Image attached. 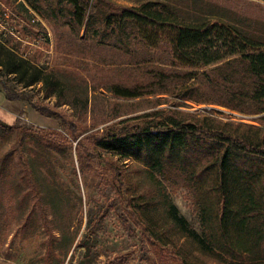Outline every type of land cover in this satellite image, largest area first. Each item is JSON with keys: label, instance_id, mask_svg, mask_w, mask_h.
<instances>
[{"label": "rangeland", "instance_id": "obj_1", "mask_svg": "<svg viewBox=\"0 0 264 264\" xmlns=\"http://www.w3.org/2000/svg\"><path fill=\"white\" fill-rule=\"evenodd\" d=\"M148 1L161 2L187 21L264 31L261 0H82L81 25L58 0H0V42L47 75L45 83L25 89L19 75L0 69V82L20 97L5 100L0 85V120L15 123L24 138L19 147L16 131L0 127V264H180L174 255L180 247L192 252L196 264H227L196 249L201 227L184 187L157 181L140 163L95 146L124 121L133 124L160 110L184 116L206 110L216 120L252 125L257 123L250 119L261 115L184 100L192 90L207 94L201 74L213 75L212 67L189 78L183 73L191 69L171 62L163 35L157 43L136 31L118 39L112 27L101 24L106 14ZM160 71L169 76L164 84ZM115 85L137 87L141 95L117 96ZM6 152L11 154L1 161ZM164 197L168 210L161 206ZM137 202L147 206L141 222L149 221L161 244L144 234L131 213Z\"/></svg>", "mask_w": 264, "mask_h": 264}, {"label": "trees", "instance_id": "obj_2", "mask_svg": "<svg viewBox=\"0 0 264 264\" xmlns=\"http://www.w3.org/2000/svg\"><path fill=\"white\" fill-rule=\"evenodd\" d=\"M61 2L71 7L73 18L81 25L86 14L82 0H58ZM101 24L112 27L118 39H128L136 31L142 39L157 43L163 35L170 46L171 62L191 69L183 73L189 78L198 76L197 70L212 67L213 75L201 74L207 94L192 90L184 100L221 105L243 115L261 114L250 119L257 123L252 125L216 120L206 110L201 116L160 110L137 117L133 124L124 121V126L99 136L95 146L134 160L157 181L182 186L190 193L201 227L198 251L227 264L264 262V31L230 22L187 21L156 1L106 14ZM0 69L6 76L19 75L18 82L25 89L47 81L42 70L1 42ZM167 77L165 72L158 73L162 84ZM0 85L6 99L20 100L5 82ZM112 92L126 98L141 95L137 87L129 86L115 85ZM0 127L16 131L22 147L19 126L0 120ZM39 139L44 143L43 137ZM10 154L6 152L1 161ZM19 160L26 167L22 152ZM162 193L167 195L165 188ZM140 203L130 206L131 213L143 224L144 234L161 244V236L149 221L141 222L147 206ZM161 206L172 207L167 197ZM191 254L182 247L174 251L180 264H196L190 260Z\"/></svg>", "mask_w": 264, "mask_h": 264}, {"label": "crops", "instance_id": "obj_3", "mask_svg": "<svg viewBox=\"0 0 264 264\" xmlns=\"http://www.w3.org/2000/svg\"><path fill=\"white\" fill-rule=\"evenodd\" d=\"M5 100H8V99L5 98ZM9 101H15V100H9ZM2 103H3V102H2ZM0 105H1V104H0ZM21 108H22V104H20L19 111L16 113V115H15V119H16V117L18 116V114H19ZM0 119H1V118H0ZM15 119H14V121H15Z\"/></svg>", "mask_w": 264, "mask_h": 264}, {"label": "bare ground", "instance_id": "obj_4", "mask_svg": "<svg viewBox=\"0 0 264 264\" xmlns=\"http://www.w3.org/2000/svg\"><path fill=\"white\" fill-rule=\"evenodd\" d=\"M5 112V111H4ZM14 122V121H13Z\"/></svg>", "mask_w": 264, "mask_h": 264}]
</instances>
